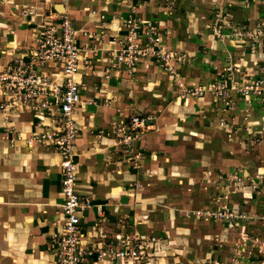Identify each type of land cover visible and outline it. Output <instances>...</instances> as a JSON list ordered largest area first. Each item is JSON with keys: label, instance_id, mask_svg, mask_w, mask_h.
<instances>
[{"label": "rangeland", "instance_id": "rangeland-1", "mask_svg": "<svg viewBox=\"0 0 264 264\" xmlns=\"http://www.w3.org/2000/svg\"><path fill=\"white\" fill-rule=\"evenodd\" d=\"M51 1L0 0V113L9 120L22 110H38L46 122L42 127L49 129L57 127L55 111L8 99L2 78L15 59L2 62L15 50L22 60L35 61L40 19L63 13L49 8ZM112 1L118 3L115 13L123 16L119 24L76 29L83 36L80 43L96 60L104 37L106 44L118 48L132 26L139 36L138 49L144 51L131 68L112 69L108 56L96 65L102 70L91 68L94 78L88 82L93 86L87 93L93 99L75 114L78 137L90 151L89 173L95 176L96 190L103 191L89 194L85 208L82 243L92 250L89 264H264V0ZM37 67L35 73L55 86L64 84L63 67ZM54 98L47 94L44 100ZM179 98L187 106L202 98L205 114L208 107L218 125L213 119L192 124L187 119V127H200L194 135L174 133L179 130L175 127L164 131L163 126L158 131L160 146L148 147L147 139L154 137L144 134L155 131L158 116L174 113L173 101ZM135 112H147L142 116L149 117L148 127L130 139L117 134L120 127L127 130ZM2 134L0 171L7 178H0L8 188L15 187V179L21 181L20 192L33 196L24 202L37 206L38 185L49 178L46 170L44 176L38 173L40 164L46 161L47 168L61 176L56 152L49 146L11 149L21 137L16 133L9 141V134ZM27 134L21 133L26 143L32 138ZM76 168L78 174L84 171L77 163ZM79 179L77 184L82 183ZM41 206L49 207L45 200ZM55 208L50 205V210ZM57 232L50 236V253ZM7 247L0 251V264L2 258L14 260L15 246ZM135 249L139 255L134 259L117 254Z\"/></svg>", "mask_w": 264, "mask_h": 264}, {"label": "crops", "instance_id": "crops-1", "mask_svg": "<svg viewBox=\"0 0 264 264\" xmlns=\"http://www.w3.org/2000/svg\"><path fill=\"white\" fill-rule=\"evenodd\" d=\"M53 1L54 0H52L48 6L52 10L56 9L55 8L56 5L55 3H53ZM63 6L65 8V11H67V13L72 18L75 28L78 29V31L85 29V28L93 29L92 27H94V24L99 26V24L102 25L101 24L102 22L103 24H106L107 22H111L112 25L115 26L119 24V19L123 18L122 14H120L119 12L115 13L118 7V3H115L112 0H108V2L107 0H68V2ZM49 12H51L50 9H49ZM37 17L38 16H35L36 19L34 20V22L38 23L39 18ZM40 21H42L44 24H47L46 21L51 22L53 20L50 18V16L49 17L46 16L45 18H43V20L40 19ZM39 23H38L39 26L41 24L44 25L43 23H40V24ZM81 37L83 38V36L79 34L78 35L79 43L81 41ZM104 39L105 40L103 43L101 42V45L98 44V47L99 46L102 47V45H104L102 51L100 52V55L97 56L96 60L94 58L95 61L93 60L95 70L97 71L98 69L99 70L101 69L96 66L97 63L100 62L101 60V64H104V62L102 61L107 60L105 59L107 58L105 56L109 57V53H110L109 50L117 49L110 45V43L112 42H109V44H106V38L104 37ZM111 41L114 42L115 40H111ZM81 45L84 46V44H81ZM107 45H110V46H107ZM101 47L99 48L101 49ZM19 57H20L19 50H15L13 53H11L10 58L7 57V59L3 60L2 63H7L6 61L8 59H9L8 61H10L13 58L16 59ZM52 64L53 63H48L45 65V67L42 66L43 67L42 69L43 70L52 69L51 67ZM53 65H55V67L58 66L56 64H53ZM121 69L124 70L123 67H121ZM111 71L113 74V70ZM89 72H90L89 70H85L81 68L74 74H68L65 72L62 77L63 81H65L66 79H71L80 85L78 102L76 104V107L73 113L74 121H76L75 114L78 113L77 111L79 110V108L81 109L85 107L86 105H89L88 101L93 99L87 93L90 87L93 86L89 83L90 82L89 79L94 78V76L90 75ZM123 82H126V81L123 80ZM173 103L175 107L174 113L173 114L169 113V116H167L168 115L167 114L165 115V117H162V118L158 116L157 117L158 119L156 120L157 127L155 126V123L154 125H152V126H155V131H149L148 134H144L143 137H146V135H149V137H154L153 141H151V139H147L149 141L148 147L155 146V145L160 146V143H159L160 140H158L160 134H158V131L160 130L161 127H162L161 129L163 130V126H165L166 128L164 129V131L166 130L172 131V128L175 127V129H179V130H174L173 131L174 133L185 131L187 132L186 135H194L195 133L199 132L200 127L193 126V125H190L191 127H187V125L185 124L187 119L189 120L187 122L191 124L192 122H197V120L201 122L200 119H203V120L207 119L208 121L213 119L214 124L218 125V120L212 117V112L208 110V107H207L208 114H205L206 113L205 112L206 109L204 108L205 103L202 98L192 99L191 102L189 103L190 106H187L185 104L183 105L180 98L177 100H174ZM137 105L138 104H136L135 107H138ZM208 105L209 104H207L206 106ZM99 108H102V107L99 106ZM30 111H31V114L28 111L25 112V110H22L23 113H19L20 115H17L18 118L15 117L16 115L14 114L15 116L14 115L11 116L9 120H6V118H4L3 116L4 113H0V131L2 130V133L5 134V136L9 134V138H8L9 141L13 140V138H11L10 135L14 136V134L17 133L16 136H18L19 138L21 137V139L14 141L13 145H11L12 147L10 146L11 149L23 148L26 150H30V148H28L29 146H36L39 149H41L43 146L35 143L33 139V134L42 132V131L52 130V129H49V127H45V128L42 127V124H45L46 122L44 120H41L42 119L41 117L43 116H41L37 112L38 110H30ZM164 112L166 113L165 109L161 110L160 115L161 113L163 114ZM32 113H35V117H34V114L32 116ZM146 114L147 112H135L134 115L142 116ZM261 116H264L263 111L261 112ZM95 117H101L102 119V118H106L107 116L104 117L102 115H96ZM97 119H100V118H97ZM160 119H163V121H161ZM78 122L79 121H77V126H78ZM148 124H149V121H148ZM21 133H24V134L29 133V135H31L32 138H29V140L26 143L25 140L22 139ZM77 138H76L74 159H75V162L78 164L79 170L80 168L81 169L84 168V171L83 172L81 171V174L80 173L78 174V177H80L79 181H82V183L77 184L78 186L77 189L79 192L83 194H87V195L89 194L92 195V192L93 193L97 192V193L102 194L103 191L99 190L100 191L99 192L96 190V185L98 184L94 180L95 176L89 173L91 171H89L90 167L87 165V162H88L87 159H88L90 151L87 150V148H84L85 145L83 143V140L82 139L80 140L78 135H77ZM79 140H80V143H79ZM154 142H157V144ZM195 144L196 142L194 143V146ZM195 149L196 148H194V150L192 151H194V153H197ZM103 151L105 152L107 151V149L106 150L104 149ZM54 155L56 158L55 163L57 161V164L59 165L60 158L57 153H54ZM194 155H197V154H194ZM188 163H190L191 165L192 160L189 161ZM46 164L47 162L44 161V163L43 164L41 163L40 167L38 168L40 169L38 173L41 172L43 176H44V170H46L47 172L46 174L49 176V178H47L48 180L47 182L43 181L40 183V185H38V188H40L39 190L40 195L35 198H37L36 200L40 199V201L37 206L32 205L31 202H28V203L24 202V199L30 201L33 196H31L30 193L22 194L23 192H20V189L18 186L22 184L21 181L19 182V180L15 179L14 181L17 182L18 184L14 182L15 187L8 188L6 187L7 185L6 179L0 178V251L2 252L7 251V248H8L7 244L9 246L14 245L16 248V251H15L16 255L14 257V260L7 262L6 258H2L3 264L5 263L53 264L52 263L53 256L48 251V244H49V239H50L51 234L56 230L59 231L58 229L61 228L60 223L57 224L58 220L59 219L61 220L63 217L60 214V212L62 211L60 208V205L62 202L61 182H60L61 176H60L59 171L55 169V171L52 172L51 168L50 169L47 168ZM0 177L7 178L6 173L3 170L0 171ZM95 179H97V176ZM106 191L108 193H111L108 190ZM43 200H45L47 204L49 205L48 208L41 206V203L43 202ZM52 204L56 205L55 210H50V205ZM86 213H87L86 209L80 213L82 233L87 224V221L85 220ZM49 221L50 222L55 221V223L51 225Z\"/></svg>", "mask_w": 264, "mask_h": 264}, {"label": "built area", "instance_id": "built-area-1", "mask_svg": "<svg viewBox=\"0 0 264 264\" xmlns=\"http://www.w3.org/2000/svg\"><path fill=\"white\" fill-rule=\"evenodd\" d=\"M56 1L61 5L68 2V0ZM51 19L53 21L44 24L37 34L35 61L16 58L13 67L8 66L9 74L2 79L5 80L8 99L22 105L26 104L28 107H33L34 103L37 104L36 108L46 109L48 106L55 111L57 127L33 134L36 144L53 147L60 158L63 222L50 244L52 263L89 264V258L93 253L92 250L83 247L80 213L90 205V200L87 194L77 189L78 173L74 159L78 128L73 113L78 102L80 85L71 79H66L64 84L55 86L49 78L35 73L33 68L53 63L63 67L68 74H74L81 68L90 71L94 67V52L79 43L78 32L67 11ZM137 37H139L137 32L131 26L125 38L120 41L121 45L116 50H110L109 66L112 69L131 68L135 65L144 51L138 49L140 44H137L139 43ZM160 57L162 62L163 53ZM166 67L167 70H171L168 63ZM221 88L226 89L224 85H221ZM47 94H53L55 98L44 100ZM148 119V116L132 115L127 130L120 127L117 129V134L122 132L124 137L130 139L148 126ZM117 254L122 257L121 259L126 260L137 258L139 255L137 249L131 252L124 250L121 255L120 252Z\"/></svg>", "mask_w": 264, "mask_h": 264}, {"label": "water", "instance_id": "water-1", "mask_svg": "<svg viewBox=\"0 0 264 264\" xmlns=\"http://www.w3.org/2000/svg\"><path fill=\"white\" fill-rule=\"evenodd\" d=\"M63 7H64L63 5L57 4L55 8H58L59 10H61Z\"/></svg>", "mask_w": 264, "mask_h": 264}, {"label": "bare ground", "instance_id": "bare-ground-1", "mask_svg": "<svg viewBox=\"0 0 264 264\" xmlns=\"http://www.w3.org/2000/svg\"><path fill=\"white\" fill-rule=\"evenodd\" d=\"M56 10L61 11V12H64L65 11V8L63 7L61 10H59L58 8H56Z\"/></svg>", "mask_w": 264, "mask_h": 264}]
</instances>
